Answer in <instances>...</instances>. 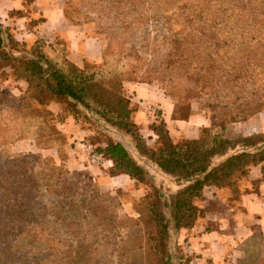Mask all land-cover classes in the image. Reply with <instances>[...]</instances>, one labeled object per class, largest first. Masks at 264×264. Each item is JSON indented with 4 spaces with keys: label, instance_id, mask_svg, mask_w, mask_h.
Wrapping results in <instances>:
<instances>
[{
    "label": "trees",
    "instance_id": "16d2710c",
    "mask_svg": "<svg viewBox=\"0 0 264 264\" xmlns=\"http://www.w3.org/2000/svg\"><path fill=\"white\" fill-rule=\"evenodd\" d=\"M107 8L120 21L123 32L115 33L125 37L136 26L161 23L160 43L153 41L163 51L158 73L165 78V94L175 98L174 119L188 120L195 113L193 104H198L199 111L212 113L217 123L201 129L197 139L175 141L166 123L158 119L150 126L153 136L145 137L133 121L137 109L125 94V83L151 84L157 71L142 74L136 66L107 72L80 68L66 59L51 58L43 40L19 42L0 24V69L9 68L27 84L21 98L3 99L0 95V147L33 139L38 148L48 149L49 144L43 146L42 139L50 135L45 116L51 114L46 107L52 103L74 119L82 113L96 116L130 136L141 157L180 185L167 202L171 225L175 232L190 230L207 213L199 206L206 188L229 187L239 195V181L255 166H262L264 181V132L237 137L228 133L229 124L246 123L264 111V0H108ZM108 46V50L113 47L112 43ZM134 52L133 48L125 49V56L131 58ZM58 140L53 142L60 154ZM96 151L112 162V177L127 175L136 184H148L147 171L123 143L111 138L98 144ZM30 157L35 156L0 164V264L90 262L93 245L86 237L76 240L75 232L81 222V228L92 231L89 218L102 221L103 195L85 186L79 200L83 210L73 202L68 219L63 218V201L51 209L38 208L35 199L40 185L28 172ZM42 161L49 174L64 178L68 173L50 160ZM56 185L47 184V189L59 194ZM64 189H69L68 184ZM162 196L165 198L162 193L151 198L148 218L156 234L150 241L155 243L160 264H175L168 249L171 229L159 199ZM50 219L56 226L46 224ZM62 222L67 240L60 236ZM100 222L97 228L111 231V223Z\"/></svg>",
    "mask_w": 264,
    "mask_h": 264
},
{
    "label": "rangeland",
    "instance_id": "374dc122",
    "mask_svg": "<svg viewBox=\"0 0 264 264\" xmlns=\"http://www.w3.org/2000/svg\"><path fill=\"white\" fill-rule=\"evenodd\" d=\"M67 2H69L68 5L66 4L67 18L75 24L85 25L90 34L99 39L103 47V54H106L101 64H87L86 69L106 72L111 71V69L125 71L130 70L129 67L136 66L140 68L142 74L148 71H157L155 76L152 75L155 80H151L150 85H155L165 92V78L158 73L162 59L160 54L163 52L158 48V43H160L163 34L161 23L152 21L149 24L136 26L132 33L125 37L115 33V30L123 31L119 29L120 21L115 20L107 8L108 0H68ZM154 39H158V43L153 41ZM110 43L113 47L108 50ZM114 43L119 44L115 45ZM123 43L124 47L122 46ZM132 48L135 54L131 53V58H127L125 49ZM25 49L28 50L29 45ZM130 83L137 84L139 82L131 81ZM26 88V82L13 76L9 68L0 69V95L3 99L21 98L24 96ZM125 94L132 103L133 95L126 91ZM172 99L175 101V98ZM46 108L51 113L45 116V122L50 127V135L47 138L44 137L42 142L43 146L49 144V148H38L37 142L33 139L20 140L11 145L0 147V164L15 160L20 156H35L36 158L30 157L27 161L29 162V174L36 177L40 185L39 196L35 199L39 204L38 208L43 206L51 209L57 202L63 201L66 204L64 207L65 214H63L65 219L70 217L69 212L73 202L74 205H80V194L85 186L88 190L97 189L103 195L101 201L104 218L102 221L89 218L93 227L92 231L81 228L84 222H81V225L76 229V240L86 237L88 244L93 245L91 248L93 255L89 259L90 262H78L80 264H160L161 259L154 253L153 245L155 243L150 241V237L155 236L156 229L152 219L148 218V211L153 203L151 198L158 197L162 193L165 198L162 196L159 199L161 206L164 207L165 217L170 224L168 249L174 257V263H194L195 256L187 253L186 244L183 242L182 232L184 230L175 232L172 229V217L170 208L167 206L169 196L176 194L181 188L180 185L160 184L155 173L148 168L151 167L148 160L141 164L148 173V184L146 185L131 184L129 187H125L126 184H121L119 178L116 180L109 179L112 177L110 169H104L107 163L103 158L106 157L97 153L96 146L112 138L115 141L123 142L133 156L134 153L130 148L133 139L128 137L125 132L108 126L96 116L85 117V113H82L74 119L69 114H64L58 104L52 103ZM208 115L214 120L213 125H215L217 123L216 116L212 113H208ZM253 118H257L259 123L250 127L244 126L245 131L243 132L257 134L260 129L264 130V111ZM133 121L135 122L134 119ZM232 126L231 124L228 125V127ZM139 127L142 135L147 137L149 134L147 128ZM235 134L232 137L240 135L239 133ZM55 139H59L58 141L61 142L58 146L60 154L57 153V148H54L55 142L53 141ZM46 159L50 160L56 167L68 172L64 178H60L57 173L49 174V167L42 164V160ZM89 165L95 167V172L91 171L90 168L87 169ZM47 184H57L56 190H60V193L49 191ZM67 184L69 189L65 190L64 185ZM67 198L69 199L67 200ZM199 206H201V202H199ZM81 210H83V206H81ZM54 221V219H50L46 221V224L56 226ZM199 221L200 219L197 222ZM99 222L111 223L112 225L108 229L111 231H106V227L105 229L104 227L97 228ZM60 224L64 229V223ZM213 224L215 226V223ZM63 231L60 232V236L67 240L69 238L68 232L65 229ZM38 247L40 248L42 245L40 244ZM151 249H153L152 252ZM186 258H188V262L185 261ZM221 264H264L263 233L256 231L249 240L238 242L233 251L228 252Z\"/></svg>",
    "mask_w": 264,
    "mask_h": 264
},
{
    "label": "crops",
    "instance_id": "0c3cea01",
    "mask_svg": "<svg viewBox=\"0 0 264 264\" xmlns=\"http://www.w3.org/2000/svg\"><path fill=\"white\" fill-rule=\"evenodd\" d=\"M67 1L0 0V24L9 29L19 42L33 44L38 39L43 40L47 54L57 61L66 59L80 68H85L87 64H101V42L90 34L85 25L75 24L67 18ZM125 89L133 95L131 100L137 109L133 119L139 126H143V129L147 128L149 137L153 136L149 125L155 123L157 118L166 123L169 134L175 141L197 139L201 129L214 126V120L208 114L200 112L198 104H193L195 113L188 120H175L173 115L176 102L155 85L127 83ZM256 119L228 127L229 135L255 134L243 131L244 126L250 127L259 123ZM234 130L236 132H233ZM262 132L264 130L260 129L257 133ZM125 140L127 141L126 138ZM131 143L133 157L140 165L144 164L146 159L139 155L133 142ZM103 159L107 163L104 169H110L112 162L107 158ZM88 168L93 172L96 170L91 165ZM148 168L155 173L160 184H176L155 165L151 164ZM99 170L101 171L100 168ZM117 178L121 184H126L125 187L136 184L127 175L109 177L111 180ZM262 178V166H255L247 177L239 181V195L235 196L229 187L205 189L204 199L200 201L201 207L207 210L205 217L192 229L182 232L183 242L188 239L187 253L196 258L193 264H221L238 242L249 240L255 234V229H260L264 234Z\"/></svg>",
    "mask_w": 264,
    "mask_h": 264
}]
</instances>
